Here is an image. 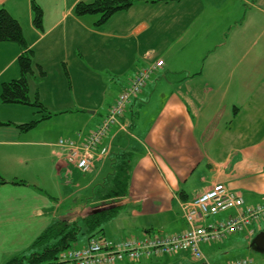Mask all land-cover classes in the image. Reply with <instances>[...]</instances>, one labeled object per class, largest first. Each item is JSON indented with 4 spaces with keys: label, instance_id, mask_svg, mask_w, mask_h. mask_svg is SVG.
Wrapping results in <instances>:
<instances>
[{
    "label": "crops",
    "instance_id": "obj_1",
    "mask_svg": "<svg viewBox=\"0 0 264 264\" xmlns=\"http://www.w3.org/2000/svg\"><path fill=\"white\" fill-rule=\"evenodd\" d=\"M34 1L43 10L42 29L34 25L32 0H0V8L22 27L27 51L34 52L31 96L38 95L52 115L96 114L105 105L108 109L139 68L154 58L164 61L104 141L113 159L125 150L132 153L128 193L112 206L116 212L102 226L105 233V224L122 212L120 233L104 238L119 242L179 233L186 229L180 203L215 184L240 193L245 206L264 203V0H144L102 26H97L99 15L78 17L74 11L78 3L94 0ZM24 52L14 42L0 43V94L3 83L20 78L17 64ZM39 68L46 73L45 78H39ZM113 86L119 87V92L107 102ZM154 101L158 105L155 116L149 112L141 115L146 104L151 106ZM0 104L6 113L8 105L5 107L1 99ZM101 120L88 128L90 120L86 119L83 133ZM0 122L11 124L0 127V264H6L25 251L23 245L28 247L32 224L39 227L33 234L34 243L61 217L62 204L69 196L76 203L84 200L82 208L89 209L117 162L114 159L110 164V159L96 157L79 197L74 192L75 196L69 194L60 201L37 188L45 195L42 206H33L30 211L21 205L15 212L18 203L13 195L8 197L6 186L28 184L11 176L15 161L25 157L38 161L37 153L42 161V152L46 153L53 164L52 180H59L57 186L70 171L56 146L62 136L45 140V134L33 133L39 125L24 133L16 127L24 121H5L2 116ZM80 132H74L71 139ZM15 148L25 149L17 155ZM225 217L226 213L219 216ZM13 226H20L19 234L7 238L6 229ZM262 226L264 217L252 235L243 230L220 243L201 245L207 261L181 252L116 264H219L246 257L262 264L254 255H237L236 249L244 246H234L244 241L253 250L252 239ZM88 240L86 237L76 247L85 246ZM212 254L225 261H211Z\"/></svg>",
    "mask_w": 264,
    "mask_h": 264
},
{
    "label": "built area",
    "instance_id": "obj_2",
    "mask_svg": "<svg viewBox=\"0 0 264 264\" xmlns=\"http://www.w3.org/2000/svg\"><path fill=\"white\" fill-rule=\"evenodd\" d=\"M162 65V60H159L137 71L129 86L120 93L110 115L98 132L92 133L88 139L83 140L84 142H80L79 139H60L56 145L60 153L83 171L90 170L91 162L88 157L91 156L92 149L101 143L103 134L110 126L118 124L130 100L142 91L152 73ZM108 152L109 148L102 151L103 154ZM180 208L187 228L179 233L156 234L143 239H128L117 244L107 240L92 239L83 248H71L62 252L59 263L115 264L123 259L136 261L145 256L163 253L174 255L180 252H190L195 259L207 261L201 245L222 242L243 230L252 234L251 226L258 224L264 216V203L246 207L243 196L223 184H215L194 199L181 202ZM225 213L227 217L219 218ZM225 264H254V262L245 258Z\"/></svg>",
    "mask_w": 264,
    "mask_h": 264
},
{
    "label": "trees",
    "instance_id": "obj_3",
    "mask_svg": "<svg viewBox=\"0 0 264 264\" xmlns=\"http://www.w3.org/2000/svg\"><path fill=\"white\" fill-rule=\"evenodd\" d=\"M138 2H144V0H94L92 3H78L74 11L78 17L87 15H99L100 18L97 22V26H102L115 14L129 10ZM152 2H156V0L148 1V3ZM32 10L34 13V25L36 26V28L42 29L44 16L43 10L34 0H32ZM4 42H14L18 44L22 49H25L26 52H24L18 58V65L21 73L20 78L2 84L0 94L1 102L6 105H23L33 107L39 113L46 114L42 117L41 120H33L28 123L16 125V127L21 130V132L27 133L34 130L40 122L48 120L55 115L47 112L46 107L43 105L38 95H35L32 98L30 93L29 81L31 77L35 76L34 52L32 50L27 51L28 46L24 39L20 23L15 18H13L6 9L0 8V43ZM162 62L163 67L164 61L162 60ZM162 67L153 72L152 75L158 73V71H160ZM143 68L145 67L139 68L137 71ZM137 71L135 72V74L137 73ZM38 76L39 78L46 77V73L42 70V68H39ZM129 84L127 86H129ZM139 94L130 100L119 120L124 119L123 117L125 116L129 105L134 101V99L139 96ZM119 95L107 109V112L104 115L103 119L95 128L90 130L87 134H84L82 131L76 136V138L65 140L79 139V141L82 142L83 140L88 139L92 133L96 131L98 132V130L102 127L105 119L110 115V111L117 102ZM4 125L11 124L0 122V127ZM113 126H115V124L110 126L105 131L102 136L101 143L95 149H92L91 156L88 157L90 158L91 169L88 171H83L81 169H78L77 167H73L83 174H89L94 168L93 162L96 157L99 159L108 158V160L110 159L109 163L114 159H116L117 162L113 165L114 169L112 172L114 173L111 174V177L108 181H105L104 187H102V189L97 192L94 200L91 201L90 204L92 206L84 211L86 214L78 219L70 217H60L59 219H55V221H53L49 226L45 228L43 233L37 238L36 241H34L32 245V248L34 246H43L44 248L42 252H33L28 256L19 254L18 256L10 259L6 264H60L59 259L61 253L66 251V249H70L71 247L76 245L81 236L92 238L103 233V224L113 216L117 209L110 208L108 207V205L111 203H117L122 197L127 195L131 179L130 172L132 153L130 151L125 150L121 153V157L118 154V156L116 155L114 159L109 157V152L107 154L102 153L103 149H108L110 147L108 145H105L104 141L106 140L108 133ZM64 159L67 163H71L65 157ZM67 167L70 168V166ZM69 175H73L71 171L69 172ZM69 175L65 178H61L60 183L61 181L65 183V188L68 189L69 187V190H72L71 194L75 192V194H77L76 197H79L81 194V189H85L86 184L79 185L78 183H76L75 185H73L71 179H74V177L72 176V178ZM55 181L56 184L57 182H59V180ZM21 183L23 182L21 181ZM106 183L107 185H105ZM59 186L61 189V184ZM94 191L96 192V190ZM75 194L73 195L75 196ZM98 209L101 211L95 213V211Z\"/></svg>",
    "mask_w": 264,
    "mask_h": 264
},
{
    "label": "rangeland",
    "instance_id": "obj_4",
    "mask_svg": "<svg viewBox=\"0 0 264 264\" xmlns=\"http://www.w3.org/2000/svg\"><path fill=\"white\" fill-rule=\"evenodd\" d=\"M154 58V62L150 63L149 65L162 60V59H157ZM18 65V64H17ZM147 67V66H146ZM132 81V79L130 80ZM119 92V87L113 86L112 90H110L108 94V98L106 101L108 102L113 98L115 95H117ZM97 97V96H95ZM95 100V99H94ZM100 101V99H99ZM2 104H0L1 107ZM5 107H7L6 104H4ZM17 105H8L6 108L7 112L3 114L2 109L0 108V118L3 116V120L8 121V120H14V122H22L28 123L33 120H41L42 119V113H39L35 108H31L29 106H23V105H18L17 109L14 107ZM157 108L158 105L156 104V101H154L153 105L149 106L146 104L145 108L140 111L141 115H146L148 116V112L150 115H154L157 113ZM107 107L106 105L101 109L99 113L96 114H91L92 112L87 111L84 115H78V114H69V115H58L55 116L53 119L48 120V121H43L39 123V126L34 130L33 133H36V136H41L45 140H48V136H51L49 139L50 140H57L58 137L62 136V138L67 139V138H73L74 137V132L77 133L78 131H85L86 129V119H89L88 123V128L91 126H94L99 120L103 119L105 113H106ZM64 117V118H62ZM79 117V118H78ZM85 118V119H84ZM143 118V117H142ZM150 118V116H149ZM13 122V121H12ZM21 124V123H19ZM87 128V130H88ZM33 131V130H32ZM25 148H18L14 150V154L19 155L21 151L23 152ZM43 158L42 161L39 157V153H37V159L38 161H29L27 157L24 158L22 161H15L14 162V168L12 171L13 177L18 178V182H21L22 180H25L28 184L27 186H19V187H14V185H8L7 190L9 191L8 197L13 195V198L16 199L14 203H18V206H14V211L18 212L21 205L24 207H28L30 211H32V207L36 206L40 207L42 206V201L41 198L45 197V195L49 194L54 197H58L59 200H65L69 194H71L72 190H69L65 188V183L61 181V189L57 184L55 183L56 181L52 180L54 177L53 173V168H52V163L50 157L42 152ZM64 156V155H63ZM65 157V156H64ZM138 154H136L134 158V162L137 160ZM21 155L17 157L16 159H20ZM65 165L70 166V168L67 167L68 171H71V173L74 175V179H71V182L73 185L78 183L79 185H85L88 182V178L90 174H83L79 170L73 168L77 167L78 169H81L78 165L72 164V163H67L65 160ZM82 170V169H81ZM41 172L45 177L42 176ZM10 174V173H8ZM72 177L71 175H69ZM67 177V176H66ZM73 178V177H72ZM58 187L59 191H56V188ZM39 188L43 194L38 191ZM55 192V193H53ZM84 200L74 202V199L69 196L66 199L65 204H62V213H61V218L64 217H70V218H75L78 219L80 217H83L86 213L84 212L87 210L85 206L82 208L81 203ZM85 202V201H84ZM61 203V202H60ZM116 204V203H115ZM114 203H111L108 205V207L116 206ZM59 206H56L55 211L57 212ZM59 213V212H58ZM122 218V212L119 213L116 218H113L111 222H108L104 226V231L105 233L100 234L98 237L104 238L103 236L106 237H115L117 234L120 233L118 227L121 225V222H123ZM24 220V219H23ZM20 221V219H18ZM34 223H38V221H35ZM38 226L35 224H32L29 227L28 230V240H29V245L28 247L26 245H23L22 250L25 249L23 253L20 255H30L33 252H42L43 251V246H34L32 248L33 243L31 242L33 240V234L38 230ZM187 228V225H186ZM20 229V226H13L11 229L7 228L6 229V234L7 238L8 236H16L18 235V230ZM264 229V226L258 227L256 229V234L255 236ZM1 231V230H0ZM86 240V236H81L78 240V242H82ZM234 246H244V247H239L236 249L235 253L237 255H254L256 257L260 258V262L264 264V255L256 253L253 250H250V244L245 243L244 241H241L239 244H236ZM16 249H19V247H16ZM216 253H219V251H216ZM209 258L211 261L214 262H223L222 258H220L217 254H212L209 255ZM234 257H232L233 259ZM258 263L257 261H255ZM186 264H192L190 261L186 262ZM260 264V263H258Z\"/></svg>",
    "mask_w": 264,
    "mask_h": 264
},
{
    "label": "water",
    "instance_id": "obj_5",
    "mask_svg": "<svg viewBox=\"0 0 264 264\" xmlns=\"http://www.w3.org/2000/svg\"><path fill=\"white\" fill-rule=\"evenodd\" d=\"M113 208V207H110ZM101 210H96L95 213L100 212ZM251 248L264 255V231L260 232L255 236V238L251 242Z\"/></svg>",
    "mask_w": 264,
    "mask_h": 264
},
{
    "label": "bare ground",
    "instance_id": "obj_6",
    "mask_svg": "<svg viewBox=\"0 0 264 264\" xmlns=\"http://www.w3.org/2000/svg\"><path fill=\"white\" fill-rule=\"evenodd\" d=\"M112 128V127H111ZM66 250H68V249H66Z\"/></svg>",
    "mask_w": 264,
    "mask_h": 264
}]
</instances>
